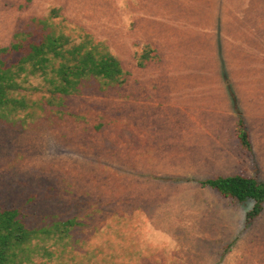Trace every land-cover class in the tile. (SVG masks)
<instances>
[{
    "label": "rangeland",
    "instance_id": "1",
    "mask_svg": "<svg viewBox=\"0 0 264 264\" xmlns=\"http://www.w3.org/2000/svg\"><path fill=\"white\" fill-rule=\"evenodd\" d=\"M48 35L66 44L45 73L18 66ZM17 41L1 57L26 107H0V207L31 229L78 221L28 264H264V209L247 223L254 200L202 185L264 180V0H0V47ZM87 53L122 75L78 80Z\"/></svg>",
    "mask_w": 264,
    "mask_h": 264
},
{
    "label": "trees",
    "instance_id": "2",
    "mask_svg": "<svg viewBox=\"0 0 264 264\" xmlns=\"http://www.w3.org/2000/svg\"><path fill=\"white\" fill-rule=\"evenodd\" d=\"M53 36H46L41 44H32L29 52L20 59L18 66L24 63L33 62L35 67H40L45 73L50 62L49 53L55 56L64 53L65 42ZM22 44L17 41L8 47H0V107L9 106L11 111L19 107H26L25 100H20L10 96L16 91V78L19 73L12 66H6L1 54L10 51H19ZM142 66V65H141ZM79 67V66H78ZM123 73L119 60L112 54L107 53L96 59L92 53H87L82 58L81 67L74 73L78 80L85 76L95 74L97 76L115 80ZM59 74L65 82L60 89L68 93L77 84L76 79H71L69 71L62 67ZM78 76V77H77ZM238 136L243 147L252 150V141L249 131L242 116H239ZM204 187H211L218 190L226 197H231L239 202L245 203L254 200L253 208L248 211L246 221L251 223L260 216L264 209V180H259L246 175L218 176L204 179ZM78 224L76 219L56 221L48 227L31 229L20 219L15 209H3L0 207V264H28L33 260L36 248L33 247L35 240L56 239L63 241L70 236V231ZM48 255L52 252L48 249Z\"/></svg>",
    "mask_w": 264,
    "mask_h": 264
},
{
    "label": "crops",
    "instance_id": "3",
    "mask_svg": "<svg viewBox=\"0 0 264 264\" xmlns=\"http://www.w3.org/2000/svg\"><path fill=\"white\" fill-rule=\"evenodd\" d=\"M238 23H240V20L238 21ZM238 123V122H237ZM237 128H238V125H237Z\"/></svg>",
    "mask_w": 264,
    "mask_h": 264
}]
</instances>
